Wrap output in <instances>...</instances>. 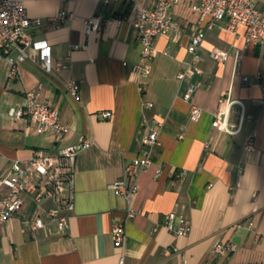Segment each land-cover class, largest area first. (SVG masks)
I'll return each instance as SVG.
<instances>
[{"label": "crops", "instance_id": "obj_1", "mask_svg": "<svg viewBox=\"0 0 264 264\" xmlns=\"http://www.w3.org/2000/svg\"><path fill=\"white\" fill-rule=\"evenodd\" d=\"M21 1L28 17L42 21L31 31L51 46L52 69L46 73L32 50L37 62L18 63L15 76L10 64L0 61V198L8 193L1 179L15 161L26 167L34 151L58 156L81 136L91 143L77 153L72 185L66 181L61 192L65 200L72 195V207L58 201L66 233L57 231L49 215L54 202L44 191L45 180L27 171L22 207L0 225V264H118L121 256L124 264H264V48L247 45L243 28L236 35L218 26L206 29L208 19L201 21L192 8L197 0H178L172 8L178 35L171 30L154 39L151 73L138 76L134 66L141 46L130 24L133 4L153 0ZM257 5L264 13V0ZM61 12L73 17L52 20ZM95 15L112 20L86 34L83 21ZM198 29L205 31L198 50L202 73L192 78L197 88L185 100L186 84L176 75ZM214 48L228 58L212 60ZM38 85L41 100L70 128L63 136L38 133L27 117L10 115ZM222 96L243 104L246 117L236 133L213 122ZM191 105L202 110L195 122L189 118ZM240 110L238 104L230 108L231 129ZM104 111L111 113L108 119ZM155 128L153 163L138 177L131 204L136 213L125 224L124 244L116 247L111 226L123 219L126 203L109 185ZM247 143L251 151H245ZM180 170L186 172L182 179L176 177ZM171 211L189 223L186 236L164 228L163 216ZM37 218L43 227L32 228ZM216 241L233 242L236 250L213 254Z\"/></svg>", "mask_w": 264, "mask_h": 264}, {"label": "built area", "instance_id": "obj_2", "mask_svg": "<svg viewBox=\"0 0 264 264\" xmlns=\"http://www.w3.org/2000/svg\"><path fill=\"white\" fill-rule=\"evenodd\" d=\"M177 1L153 0L150 5H143L138 2L133 4L130 24L134 31V39L141 46L139 61L134 66L138 76H149L151 73V60L155 55L154 39L166 35L171 30H174L176 36L178 35L180 24L172 16V8ZM192 8L198 12L201 21L205 18L208 19L206 29L218 26L224 31L236 35L239 28H243V37L247 45L264 48V13L258 7L257 0H197ZM72 17V13L61 12L52 20L63 22ZM111 20H105L101 15L87 17L83 21L84 30L86 34L96 32L101 28L103 22L109 23ZM41 23L40 18L28 17L21 0H0V61L5 60L10 64L12 76L16 75L18 63L24 60L37 62L35 55L31 54L30 50L39 53V65L46 73L51 72V46L46 40L34 38L31 31L32 27L39 26ZM204 35L205 31L198 29L191 37L187 46L189 58L184 68L179 70L176 75L180 82L186 84V90L183 94L185 100H189L197 88V84L192 81V78L202 73L199 66L198 50ZM209 57L214 61L223 62L228 58V53L214 48L209 52ZM62 67H64L63 64ZM68 88L72 94H76L74 82L68 84ZM40 90L41 86L38 85L36 89L26 91L23 96V105L12 109L10 115L17 118L27 117L29 121L34 123L38 133L48 131L53 132L58 137L63 136L70 128L62 122L58 110L41 100ZM218 103V109L213 116L214 124L221 131L229 134L240 131L246 117L242 102L232 100L228 96H222ZM233 104H238L241 108L235 129H231L228 124V116ZM147 105L150 106L151 104L148 103ZM201 113L202 110L199 107L190 106L189 118L191 121H197ZM110 116L109 111L102 112L104 119H108ZM158 132L159 128L150 129L138 154L123 164L122 175L109 185L126 203L123 219L114 221L111 226V236L116 247L124 244L125 224L136 213L131 204L138 191L137 180L139 175L153 163V152L158 145ZM90 143L91 140L81 136L75 144L63 148L58 156L45 151H34L26 167L15 161L8 175L1 179V183L8 187V193L0 198V225L8 221L11 215L22 207V194L26 190L25 184L29 170L41 181L45 180L44 191L54 202L49 215L56 222L57 231L66 233L68 223L64 217L58 215L60 207L58 201L61 200L67 207H72V195L65 200L61 198V192L66 181L70 187L72 185V167L77 153L88 147ZM251 150V144L247 143L245 151ZM161 172L162 169L158 167L156 175H160ZM185 173V170H180L176 177L182 179ZM163 226L174 236H186L190 231V225L182 214L173 211L164 214ZM31 227H43V222L37 218L31 223ZM235 250L236 245L233 242L216 241L212 253L224 255L233 253ZM118 264H124V256L118 259Z\"/></svg>", "mask_w": 264, "mask_h": 264}]
</instances>
